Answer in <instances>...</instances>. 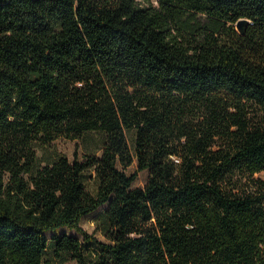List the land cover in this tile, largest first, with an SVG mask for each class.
<instances>
[{"label":"trees","instance_id":"obj_1","mask_svg":"<svg viewBox=\"0 0 264 264\" xmlns=\"http://www.w3.org/2000/svg\"><path fill=\"white\" fill-rule=\"evenodd\" d=\"M255 111L264 0H0V264H264Z\"/></svg>","mask_w":264,"mask_h":264},{"label":"rangeland","instance_id":"obj_2","mask_svg":"<svg viewBox=\"0 0 264 264\" xmlns=\"http://www.w3.org/2000/svg\"><path fill=\"white\" fill-rule=\"evenodd\" d=\"M255 117L254 119L258 122H261L262 116H264V112L255 111ZM96 136V135H94ZM130 143L133 145V135L129 133L128 135ZM85 150V144L78 140H71V139H65L61 138L56 140L51 146L47 148H39L38 154L40 156H44L47 154H61L67 156L69 159L73 160L75 157L79 156L81 157L83 151ZM137 170V163L134 162L130 167L127 168V173L131 174ZM149 173L148 171H139L138 177L136 181L134 182V187H143L148 179ZM257 176L264 177V173L258 174ZM85 184L87 189L95 194L97 190V183L95 182L93 177H90L89 175L86 176ZM105 207H102L97 212L90 214L82 220V227L87 230L90 233H94L96 229V220L100 214V212ZM60 232H67L69 235L81 237L77 232L67 229V228H61ZM100 234H98L99 236ZM49 236H52V233H49ZM58 260V259H57ZM59 264H77L76 261L71 260L69 257H63L62 260L58 262Z\"/></svg>","mask_w":264,"mask_h":264},{"label":"water","instance_id":"obj_3","mask_svg":"<svg viewBox=\"0 0 264 264\" xmlns=\"http://www.w3.org/2000/svg\"><path fill=\"white\" fill-rule=\"evenodd\" d=\"M246 26H247V21H246V20H241V21L239 22V24H238V29H239V31H240L242 34H244V32H245V28H246Z\"/></svg>","mask_w":264,"mask_h":264}]
</instances>
